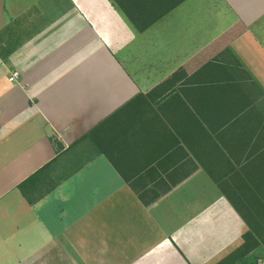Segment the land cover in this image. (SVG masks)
Returning <instances> with one entry per match:
<instances>
[{"label": "crops", "instance_id": "crops-1", "mask_svg": "<svg viewBox=\"0 0 264 264\" xmlns=\"http://www.w3.org/2000/svg\"><path fill=\"white\" fill-rule=\"evenodd\" d=\"M219 57L254 108L223 110L221 162L182 167L198 113L177 91ZM262 120L264 0H0V264H218L248 228L215 176L251 150L257 168ZM55 159L30 204L18 187Z\"/></svg>", "mask_w": 264, "mask_h": 264}, {"label": "trees", "instance_id": "trees-1", "mask_svg": "<svg viewBox=\"0 0 264 264\" xmlns=\"http://www.w3.org/2000/svg\"><path fill=\"white\" fill-rule=\"evenodd\" d=\"M237 65L224 66L221 63V57L216 58L179 87L177 92H189L191 89L192 93L196 94V99L191 102V108L198 113L196 118L186 117L182 119L181 144L184 146L180 149L183 156L182 167L189 164V162L196 166V160L206 168L209 161L212 164L215 161L214 158L218 160L223 154V150L216 140L220 141L224 138L226 133L224 129L227 128L229 123L237 120L223 116V110L233 108L236 110L238 104L236 97L238 95H240V109L242 106L244 109L254 108L255 101L248 96L251 93L248 90L251 88L256 89L257 85L251 84L243 87L238 84L236 78H234L236 77ZM246 77L252 78L250 74H246ZM233 96L235 97L234 100H227ZM181 108L189 109L188 104L186 105L184 102H182ZM261 125L263 126L261 137L264 144V120H262ZM246 136L247 140H253V134L247 133ZM54 144L59 154L63 152L64 148L61 144L56 141H54ZM189 152L193 157L190 158ZM260 157V163L255 169L253 150L249 151V155L243 163L245 165L241 167V171L244 170L245 174L241 180H239L237 164L234 166L231 163H229L230 166L223 169L226 172L221 174L219 178L215 176V182L248 228L243 236L241 247L218 264H259L258 259L252 257V254L258 249H264V146ZM57 160L55 159L44 166L18 187L23 197L30 204H36L57 187V183L52 176ZM127 183L132 185L138 197L146 206L156 203L161 198V196L152 195L153 190H146L148 186H144L139 191L136 183L130 181H127ZM161 183L165 184V182L155 184L160 185ZM155 184L154 187L157 188ZM177 184L172 183L165 190V193Z\"/></svg>", "mask_w": 264, "mask_h": 264}, {"label": "built area", "instance_id": "built-area-1", "mask_svg": "<svg viewBox=\"0 0 264 264\" xmlns=\"http://www.w3.org/2000/svg\"><path fill=\"white\" fill-rule=\"evenodd\" d=\"M20 77H21L20 72L15 71L11 73V75L9 76V82L15 84L19 81ZM259 264H264V262H260Z\"/></svg>", "mask_w": 264, "mask_h": 264}, {"label": "rangeland", "instance_id": "rangeland-1", "mask_svg": "<svg viewBox=\"0 0 264 264\" xmlns=\"http://www.w3.org/2000/svg\"><path fill=\"white\" fill-rule=\"evenodd\" d=\"M64 174H65V173H64ZM64 174H63V175H64ZM57 178H58V180H59L60 178H62V176L60 175V176H58ZM57 178H56V180H57ZM259 257L261 258V259H260L261 262H264V258H263V256L260 255Z\"/></svg>", "mask_w": 264, "mask_h": 264}]
</instances>
